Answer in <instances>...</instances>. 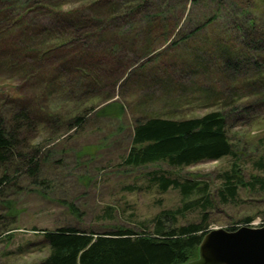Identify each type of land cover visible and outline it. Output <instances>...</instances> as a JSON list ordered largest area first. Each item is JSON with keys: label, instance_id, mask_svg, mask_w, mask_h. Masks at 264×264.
<instances>
[{"label": "trees", "instance_id": "16d2710c", "mask_svg": "<svg viewBox=\"0 0 264 264\" xmlns=\"http://www.w3.org/2000/svg\"><path fill=\"white\" fill-rule=\"evenodd\" d=\"M77 1L66 7L68 0H0V66L22 72L21 77L27 81H39L36 96H17L12 98V104L1 106L0 190L11 187L18 175L34 182L40 180L42 146L31 145L33 140L27 134L37 133L41 127L52 134L61 129L69 132L83 124L87 110L94 109L77 104L75 114H52L44 106L47 98L61 96L73 103L72 99L79 95L85 99L99 97L107 87L103 83L107 80L106 70H114L117 78L110 85V93H105L109 102L114 99L115 87L124 85L127 79L140 73L138 70L146 69L148 62L160 61L170 50L181 43L188 44L216 24L223 27L227 39L213 42L214 51L207 65L222 79L239 77L244 91L239 95L241 89L237 87L233 92L235 98L256 95L264 104V0H231L232 9L225 5L226 0H216L213 16L193 27L185 25L186 7L181 3L185 0ZM181 5L185 8L179 9ZM231 16L238 19L235 24L230 23ZM43 32L47 34L40 39ZM162 39L166 44L158 47ZM197 56L201 59L199 62L194 57L198 67L202 65L203 55ZM250 70L258 71L255 81H249L246 75ZM160 83L170 92L175 89L173 77H166ZM124 109L112 101L96 112L123 114ZM143 115L146 116L136 119L132 128L125 166L165 163L184 168L233 157L231 170L224 175V186L218 191L221 199L227 202L229 197H235L239 184L264 191L263 177L252 176L248 183L239 177L241 166L229 137L224 109L184 119ZM256 165L264 171V153ZM151 179L161 193L174 189L183 199L195 195L199 199L187 203L183 209L159 213L152 227L141 231L127 227L103 233L76 227L44 230L42 244L50 252L38 264H183L196 259L200 244L210 231L208 215L204 213L199 223L182 226L177 220L183 211L206 209L211 197L208 185L158 173ZM7 209L15 210L12 204ZM70 210L77 211L74 205H70ZM251 220L245 219L244 225H250ZM14 229L17 228L10 231Z\"/></svg>", "mask_w": 264, "mask_h": 264}, {"label": "rangeland", "instance_id": "374dc122", "mask_svg": "<svg viewBox=\"0 0 264 264\" xmlns=\"http://www.w3.org/2000/svg\"><path fill=\"white\" fill-rule=\"evenodd\" d=\"M230 1L226 0L225 5L232 9L234 3L230 6ZM70 2L73 5L79 1L68 0L66 7ZM181 3L186 7H179L185 8V25L193 27L213 16L216 0H185ZM229 19L233 24L238 21L235 16ZM188 20L192 22L189 24ZM223 31L218 24L206 28L188 44L181 43L170 50L160 61H146V69L138 70L140 73L127 79L124 85H117L113 91L114 99L109 102L123 105V114L96 112L109 103L105 93H110V85L117 78L114 70H106L107 80L103 83L107 87L102 89L99 97L85 99L79 95L72 99L73 103L70 98L65 101L66 97L61 96L47 98L44 106L54 114H75L77 104L94 109L87 110L83 124L69 132L61 129L52 134L41 127L37 133L27 134V138L33 140L31 145L42 146L40 180L34 182L27 176L18 175L11 187L1 189L0 217L4 220H0V264H38L46 258L50 251L42 244L44 230L76 227L103 233L116 227H127L141 231L152 227L159 213L183 209L187 203L199 199V195L183 199L174 189L161 193L152 183L151 178L156 173L208 185L210 204L206 209L197 207L183 211L178 216V225L199 223L205 213L210 231L245 226L244 221L248 218L252 219L250 226H264V191L261 188L239 184L237 195L229 197L227 202L218 195L225 183L224 175L235 161L233 157L184 168L165 163L132 168L123 163L131 146L132 128L136 119L146 116L143 114L184 119L224 109L229 137L241 166V181L251 182L252 176L264 178V171L256 165L264 153L263 102L256 95L235 98L233 92L237 87L241 89L239 95L244 91L239 77L229 80L224 76L222 79L207 65L214 51L213 42L227 39ZM45 34L43 32L39 38ZM163 41L160 40L158 47L166 44ZM195 45L199 46L197 50L192 49ZM197 55H203L202 65L197 63L198 67L196 61L201 59ZM256 74V70L246 73L249 81H255ZM21 75L22 72L0 66V109L4 104H12L14 97L37 95L39 81H27ZM166 77L174 79L173 92L160 83ZM222 92H225L223 96ZM10 204L15 210L7 209ZM70 205L77 211H71ZM12 228L17 229L10 231Z\"/></svg>", "mask_w": 264, "mask_h": 264}, {"label": "water", "instance_id": "95a60500", "mask_svg": "<svg viewBox=\"0 0 264 264\" xmlns=\"http://www.w3.org/2000/svg\"><path fill=\"white\" fill-rule=\"evenodd\" d=\"M183 264H264V226L211 230L200 244L198 257Z\"/></svg>", "mask_w": 264, "mask_h": 264}]
</instances>
